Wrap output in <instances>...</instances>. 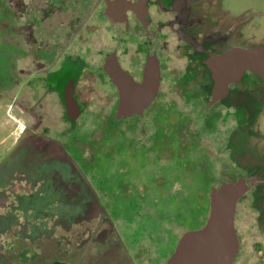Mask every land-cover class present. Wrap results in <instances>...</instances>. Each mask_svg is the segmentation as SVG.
<instances>
[{
  "label": "flooded vegetation",
  "instance_id": "af4514ba",
  "mask_svg": "<svg viewBox=\"0 0 264 264\" xmlns=\"http://www.w3.org/2000/svg\"><path fill=\"white\" fill-rule=\"evenodd\" d=\"M10 1L12 43L7 49L9 72L4 77L0 72V100H12L26 116L21 138L40 136L52 141L74 167L72 154L78 152L88 166L87 175L95 176L97 162L103 157L84 122L94 114H107L108 124H120L126 143H133L130 151L161 144L148 152L155 158L150 160L151 166L158 165L166 150L171 155L165 166L174 156L186 168L194 159L193 163L206 167V180L212 183L210 193L224 182L247 180L248 191L237 204L235 227L240 248L233 264H238L241 256L246 264H264V140L260 145L247 140L257 137V124L264 117V80L248 71L220 96L214 92L210 70L214 58L235 49V39L246 38L255 47L264 46V19L263 24L259 20L264 11L249 8L239 13L235 0ZM54 18L56 47H40L43 41L35 36H42L38 30L45 20ZM19 19L30 47L16 46L14 25ZM36 41L41 42L37 47ZM115 79L126 87L128 80L142 86L127 95L134 101L126 105L136 104V113L118 117L123 90ZM219 125L228 126L224 131ZM131 129L137 130L136 139L129 136ZM78 133L86 136L79 140ZM215 134H221L220 139L211 140L220 143L216 163L225 165L219 169L208 166V151L204 156L193 154ZM176 143L179 149L175 151ZM164 167L162 177L154 175L158 180L166 178ZM77 170L86 183L83 170ZM126 181L120 183L125 195L133 189ZM39 186L20 174L0 186V244L13 242L9 237L24 240L19 262L34 260L40 255L41 241L54 237L59 256L51 264H69L65 260L69 255L81 259L89 247L105 242L109 231L104 228L101 238L99 228L103 225L96 224V218L72 223L45 218L40 227L49 232L40 236L38 230H32L25 239L21 231L37 226L29 224L35 208L22 203L21 198L38 191ZM241 205L255 211L256 218H246L244 207L245 214L240 215Z\"/></svg>",
  "mask_w": 264,
  "mask_h": 264
},
{
  "label": "rangeland",
  "instance_id": "374dc122",
  "mask_svg": "<svg viewBox=\"0 0 264 264\" xmlns=\"http://www.w3.org/2000/svg\"><path fill=\"white\" fill-rule=\"evenodd\" d=\"M10 6V0H0V72L3 77L7 76L6 73L9 72L7 49L11 47L12 43L13 20L10 19ZM249 8L260 9L263 12L264 0H235V11L241 13ZM263 19L264 13L259 19L261 24H263ZM44 22L45 26L43 25L38 30L42 36L35 37L43 41L40 47H56V19H48ZM21 24L22 20L19 19L14 25L16 46L30 47L26 43L27 36L23 32ZM245 39H235V46L255 48L253 41ZM39 43L41 42L36 41L35 47ZM45 43L46 45H44ZM31 47H34V40L31 41ZM96 88L97 91L98 88L100 89L98 86ZM98 102L103 104V101L96 100V103ZM98 110L99 108H96V113ZM109 118L110 116L107 114L97 113L84 122L85 127L91 132V139L99 150L97 152L103 157L97 162V174L95 171V176L91 172H88L90 177L87 175V164L81 160L78 152H73L74 163L80 170H83L86 183H84L85 180L76 166L77 174L70 172L69 175L59 174V177H56L54 173L47 172L46 169H42L41 172L34 175H26L31 185L40 184V186L38 191L25 196L30 198L29 201L24 202L25 197L21 198V201L32 205L35 212L56 208L65 212L61 215H69L72 212L80 214L94 207L93 202H97L95 205L97 211L92 218H96V224L101 223L103 225L99 228L101 234L105 232L104 228L109 231L108 238L105 239L104 243L98 242L89 247L81 259L77 260L76 257L69 255L70 257L65 258L69 264H166L182 234L188 230L200 228L206 222L210 205L209 193L212 187V183L208 184L206 180V167L193 163L196 161L192 158V162L186 168L185 163L175 156L165 166V159L171 155L167 150L164 151L163 158L158 165L151 166L150 160L154 157L148 152H154L153 149L159 148L161 144L151 146V149L140 146L139 149L137 148V152H132L129 147L133 143L131 141L126 143L125 138L121 135L120 124H108ZM26 119V116L14 107L12 100H0V166L6 162L18 144L25 139V137L21 138L20 131L22 124L26 123ZM227 126L219 125L218 128L225 131ZM257 126L255 130L257 137L248 138L249 144L256 142L257 145H260V142L264 140V117H261ZM137 135V130L131 129L129 136L136 139ZM77 136L81 140L86 135L85 133H78ZM214 137L220 139L221 134H215L211 138L208 136V140L202 142V146L205 148H201L202 146L195 148L193 154L196 152L197 155L204 156L206 150L208 151V162H210L208 166L214 169L224 168L225 165L216 163L220 143L218 139L217 142L213 143L211 140ZM103 144L105 145L104 149L101 148ZM13 148L14 150L10 152ZM178 149V143H176L175 151ZM70 164L72 165L71 162ZM162 167H164L166 178L158 180L157 176L154 175L159 174L162 177L164 175ZM124 181L131 184L133 188L131 193L128 192L127 195H125L124 189L120 187V183ZM218 184L214 186H218ZM46 188H50V191H46ZM144 191L146 194H136V192L143 193ZM32 200L44 203L40 205ZM73 204H79V207L67 210L60 208L61 206L69 207ZM37 205L41 207L39 210L36 208ZM243 207L244 205H241L240 215L245 212L242 210ZM244 209L246 210V218L251 220L256 218L255 211L247 208V206ZM11 215L13 214L11 213ZM59 216H55V218H60ZM29 217L31 219L28 218L29 224L37 227L21 231L25 239L27 238L26 234L32 235V230H38L37 234L40 236L49 232L40 227L47 217L34 219L32 214ZM48 219L53 220L51 217ZM99 220L101 221L99 222ZM45 230L46 233H44ZM103 236L104 234L101 235V238ZM11 240L13 242L8 245L0 244L2 247L0 249V264H23L19 262L18 253L26 246V242L9 237V241ZM56 240L57 238L54 237L52 240L41 241L40 255L26 264H51L57 260L59 254ZM243 259L245 257L241 256L238 264L239 262L242 264L248 262H243Z\"/></svg>",
  "mask_w": 264,
  "mask_h": 264
},
{
  "label": "water",
  "instance_id": "95a60500",
  "mask_svg": "<svg viewBox=\"0 0 264 264\" xmlns=\"http://www.w3.org/2000/svg\"><path fill=\"white\" fill-rule=\"evenodd\" d=\"M210 70L215 80L214 92L220 96L229 92V84L238 82L248 71L264 80V46L235 47L234 50L214 58L210 62ZM128 82L129 85L126 87L125 82L116 80L119 89L123 90L119 118L123 114L137 112L136 104L127 107L126 102L134 101L127 95L141 90L142 86L133 84L130 80ZM42 169L54 173L56 177H59V174L69 175L70 172L75 174L78 172L55 143L40 136H31L22 140L0 166V186L15 174L34 175ZM247 191L248 182L245 179L224 182L213 189L210 193L209 214L205 224L199 229L188 230L182 234L166 264H233L240 248L235 227L237 204ZM29 200V197H25L23 201ZM32 201L40 205L44 203ZM96 204V201L93 202L94 207L80 214L72 212L69 215H61L65 212L53 208L36 211V215L32 217L34 219L51 217L55 220V216L60 215V219L72 223L92 218L97 211Z\"/></svg>",
  "mask_w": 264,
  "mask_h": 264
},
{
  "label": "trees",
  "instance_id": "16d2710c",
  "mask_svg": "<svg viewBox=\"0 0 264 264\" xmlns=\"http://www.w3.org/2000/svg\"><path fill=\"white\" fill-rule=\"evenodd\" d=\"M201 227H202V226H201ZM201 227H200V228H201ZM196 229H199V228H196ZM191 230H195V229H191Z\"/></svg>",
  "mask_w": 264,
  "mask_h": 264
},
{
  "label": "crops",
  "instance_id": "0c3cea01",
  "mask_svg": "<svg viewBox=\"0 0 264 264\" xmlns=\"http://www.w3.org/2000/svg\"><path fill=\"white\" fill-rule=\"evenodd\" d=\"M248 253V252H247Z\"/></svg>",
  "mask_w": 264,
  "mask_h": 264
}]
</instances>
